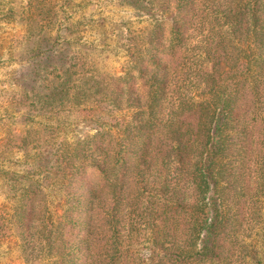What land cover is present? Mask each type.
<instances>
[{"label": "trees", "instance_id": "16d2710c", "mask_svg": "<svg viewBox=\"0 0 264 264\" xmlns=\"http://www.w3.org/2000/svg\"><path fill=\"white\" fill-rule=\"evenodd\" d=\"M118 2L150 20L120 32L121 74L101 65L104 21L77 16L94 0H0L25 27L10 59L30 113L0 117V158L31 164L0 160V238L28 264H264V0ZM72 112L90 126L76 138Z\"/></svg>", "mask_w": 264, "mask_h": 264}, {"label": "rangeland", "instance_id": "374dc122", "mask_svg": "<svg viewBox=\"0 0 264 264\" xmlns=\"http://www.w3.org/2000/svg\"><path fill=\"white\" fill-rule=\"evenodd\" d=\"M10 1L5 0L6 6L10 5ZM21 2V0H15ZM83 6V4H82ZM77 16L82 14L89 17V21L97 28L98 21H104L106 28V41L108 47L103 53L101 65L104 69L111 73L121 74L128 62L127 52L123 49L120 32H126L127 27H132L134 30H142L148 26L149 16L138 14L132 8L122 6L118 0H94L89 7L78 10ZM91 27L85 28V40L97 39L98 29L92 30ZM124 29V30H123ZM104 30V29H103ZM25 31L23 23L10 21V16L0 13V50L4 54L5 62H0V117L4 112L10 113V125L16 129H22L29 122L26 118L29 116L27 108L20 106L16 99L22 91V74L27 66L24 60L23 52L16 50L15 58L10 59L11 47L15 45V40L19 39ZM120 37V38H119ZM120 40V43H119ZM10 105L12 106L10 108ZM127 114H130L128 112ZM34 119L33 117H30ZM68 128L67 133L71 138L84 135L90 129L86 123L81 124L80 117L77 112L64 114ZM38 122H45L46 118H37ZM78 125V127H77ZM77 128V131H76ZM5 130L0 125V150L4 140ZM13 152H8L6 157L0 158L1 164L6 170L24 172L31 169L30 160H27L25 152L19 148H13ZM61 191L50 188L48 190V198L52 202L53 213L59 214L58 202L61 197ZM10 201L5 199L0 193V209H6ZM4 209V210H5ZM2 213L3 210H1ZM10 214V212H8ZM19 239L8 231L4 237L0 238V264H28L23 253L20 250Z\"/></svg>", "mask_w": 264, "mask_h": 264}]
</instances>
